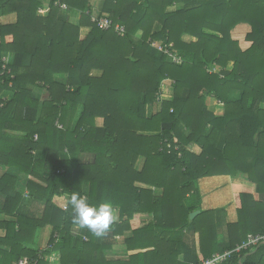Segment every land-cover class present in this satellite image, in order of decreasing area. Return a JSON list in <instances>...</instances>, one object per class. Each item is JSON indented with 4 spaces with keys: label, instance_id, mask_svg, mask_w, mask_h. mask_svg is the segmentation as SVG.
<instances>
[{
    "label": "trees",
    "instance_id": "16d2710c",
    "mask_svg": "<svg viewBox=\"0 0 264 264\" xmlns=\"http://www.w3.org/2000/svg\"><path fill=\"white\" fill-rule=\"evenodd\" d=\"M11 14L0 23V167L24 176L43 212L21 215L16 175L0 177V264H49L53 253L59 264H200L226 251L222 264H264V245L235 251L264 233V0H102L98 14L90 0H0V18ZM92 15L125 33L98 29ZM239 24L250 27L244 51L231 37ZM152 43L171 45L180 64ZM212 176L244 178L259 196L233 195L237 221L223 237L215 211L200 209L198 180ZM74 192L118 212L103 237L72 222ZM118 240L133 254L108 258Z\"/></svg>",
    "mask_w": 264,
    "mask_h": 264
},
{
    "label": "crops",
    "instance_id": "0c3cea01",
    "mask_svg": "<svg viewBox=\"0 0 264 264\" xmlns=\"http://www.w3.org/2000/svg\"><path fill=\"white\" fill-rule=\"evenodd\" d=\"M102 0H90V5L92 7V14H98L100 12V5ZM80 14L78 12L72 11L69 14V21L71 23L76 24L79 20ZM15 22V16L13 14L0 18V23L2 24H12ZM88 29H81L80 37L84 38L87 34ZM250 32V27L247 24H239L231 31V37L233 40H236L239 44L241 50H246L250 47V42L245 40L246 34ZM231 68V64L227 67V69ZM170 81H165L162 84V92L167 97L171 95V83L170 86L167 85ZM11 93L5 92L2 94V97L5 99H10ZM212 101V100H211ZM211 103V102H210ZM209 103V109L214 111L216 114L221 115L222 106L218 105L217 108L212 107ZM221 107V108H219ZM101 121V119H98ZM97 120V121H98ZM96 121V123H97ZM191 150L194 153H199L200 149L193 146ZM142 162L140 161L138 164V168H141ZM4 174L8 175H16L17 184L16 189L20 191L22 202L20 205V214L23 216L40 218L43 212V205L31 200L26 192L23 190L24 187V176L18 175L16 170L13 168H3L0 167V177ZM198 190L200 193V209L201 210H213L216 213L217 223L220 226V235L224 236L225 226L228 223H235L237 221L236 209L233 202V195L235 193H249L255 199H258L259 196L257 194L256 185L248 182L244 178H233L230 176H212L205 177L198 180ZM229 193H228V192ZM227 192V193H225ZM4 197H0V205L3 202ZM57 205H61L63 203V198L56 199ZM64 204V203H63ZM6 218L3 215H0V222L4 221ZM119 220L118 212L116 211V220ZM132 228H135L134 223L131 222ZM80 229L78 227L72 228V235L78 236L80 234ZM5 230L0 228V238L4 237ZM50 236V227H45L38 231L35 238L34 248L36 250H42L46 247L48 239ZM117 244V243H116ZM114 244L111 250L116 246ZM9 248L0 246V250L7 251ZM110 250V251H111ZM109 252V251H108ZM128 254V253H127ZM133 254L130 252L129 255ZM107 256V255H106ZM128 256V255H127ZM108 257V256H107ZM49 264H59V254L53 253L50 257L47 258Z\"/></svg>",
    "mask_w": 264,
    "mask_h": 264
},
{
    "label": "built area",
    "instance_id": "2783aa9c",
    "mask_svg": "<svg viewBox=\"0 0 264 264\" xmlns=\"http://www.w3.org/2000/svg\"><path fill=\"white\" fill-rule=\"evenodd\" d=\"M59 8L62 10H66V6L63 4L59 5ZM46 13H47V9L40 8L38 10V14L40 15H44ZM91 22L95 24L96 27L100 30L107 31V30L113 29L114 32L120 36H122L125 33L124 26L113 23V21L108 16H105V15H92ZM151 46L156 48L158 51H162L164 54L168 55V57L172 60V62L176 64H180L181 60L175 55H173L171 51L169 50L171 45L163 46V45H159L156 43H152ZM2 61L4 62V65L2 67L3 69H5L6 65L9 62V55L3 57ZM217 104L222 106V103L218 101H217ZM58 127L61 128V126H58ZM61 208L64 210L66 209L65 205L61 206ZM260 245H264V233L254 234V235L250 234L246 237V240L242 243V245L235 249V251L236 252L247 251L255 247H258ZM230 253L231 252L226 251L223 253L214 254L210 258L203 260L200 264H222L229 257ZM16 264H37V261L23 258V259H20Z\"/></svg>",
    "mask_w": 264,
    "mask_h": 264
},
{
    "label": "clouds",
    "instance_id": "9594fccd",
    "mask_svg": "<svg viewBox=\"0 0 264 264\" xmlns=\"http://www.w3.org/2000/svg\"><path fill=\"white\" fill-rule=\"evenodd\" d=\"M68 205L72 209V222L98 238L103 237L116 220V211L110 203L93 205L87 196L77 192L71 195Z\"/></svg>",
    "mask_w": 264,
    "mask_h": 264
},
{
    "label": "rangeland",
    "instance_id": "374dc122",
    "mask_svg": "<svg viewBox=\"0 0 264 264\" xmlns=\"http://www.w3.org/2000/svg\"><path fill=\"white\" fill-rule=\"evenodd\" d=\"M168 84L167 85H169L170 86V83H171V81L170 82H167ZM171 91H172V87H171ZM211 103H210V105L213 107H215V108H217L218 107V105H217V102L216 101H214V100H212V101H210ZM219 108H221V107H219ZM97 124L98 125H100L101 124V121L100 120H98L97 121ZM139 164V163H138ZM228 192V191H227ZM227 192H225V193H227ZM229 193V192H228ZM227 193V194H228ZM64 204L63 203H61V205L59 204L58 206L59 207H61V206H63ZM133 223H134V226L136 225H138V221L135 219V220H133L132 221ZM128 253V254H127ZM129 253L130 252H127L125 249H124V247H123V245L121 244V240H118V243L116 244V246L111 250V251H107L106 252V255L108 256V258H122V257H126L127 255H129Z\"/></svg>",
    "mask_w": 264,
    "mask_h": 264
},
{
    "label": "water",
    "instance_id": "95a60500",
    "mask_svg": "<svg viewBox=\"0 0 264 264\" xmlns=\"http://www.w3.org/2000/svg\"><path fill=\"white\" fill-rule=\"evenodd\" d=\"M200 211H195L189 215L190 220L193 219L196 215H198Z\"/></svg>",
    "mask_w": 264,
    "mask_h": 264
}]
</instances>
